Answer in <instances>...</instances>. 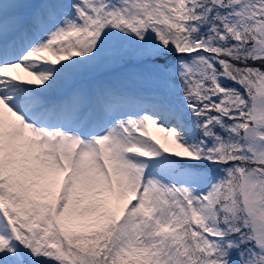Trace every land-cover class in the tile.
I'll return each instance as SVG.
<instances>
[{
  "label": "snow or ice",
  "instance_id": "6c2138e0",
  "mask_svg": "<svg viewBox=\"0 0 264 264\" xmlns=\"http://www.w3.org/2000/svg\"><path fill=\"white\" fill-rule=\"evenodd\" d=\"M0 264H264V0H0Z\"/></svg>",
  "mask_w": 264,
  "mask_h": 264
},
{
  "label": "rangeland",
  "instance_id": "374dc122",
  "mask_svg": "<svg viewBox=\"0 0 264 264\" xmlns=\"http://www.w3.org/2000/svg\"><path fill=\"white\" fill-rule=\"evenodd\" d=\"M153 137H155L156 140H159L160 143L165 144L166 146L170 147L173 142L171 138H166V133H161L156 130V127H153Z\"/></svg>",
  "mask_w": 264,
  "mask_h": 264
},
{
  "label": "bare ground",
  "instance_id": "6f19581e",
  "mask_svg": "<svg viewBox=\"0 0 264 264\" xmlns=\"http://www.w3.org/2000/svg\"><path fill=\"white\" fill-rule=\"evenodd\" d=\"M18 72H20L21 76H25V73L22 70H17ZM170 148H175L174 143L170 146Z\"/></svg>",
  "mask_w": 264,
  "mask_h": 264
}]
</instances>
